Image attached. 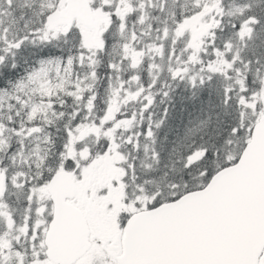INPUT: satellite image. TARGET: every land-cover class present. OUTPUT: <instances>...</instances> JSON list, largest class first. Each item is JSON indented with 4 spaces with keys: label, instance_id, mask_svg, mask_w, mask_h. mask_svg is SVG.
Returning a JSON list of instances; mask_svg holds the SVG:
<instances>
[{
    "label": "snow or ice",
    "instance_id": "snow-or-ice-1",
    "mask_svg": "<svg viewBox=\"0 0 264 264\" xmlns=\"http://www.w3.org/2000/svg\"><path fill=\"white\" fill-rule=\"evenodd\" d=\"M0 264H264V0H0Z\"/></svg>",
    "mask_w": 264,
    "mask_h": 264
}]
</instances>
